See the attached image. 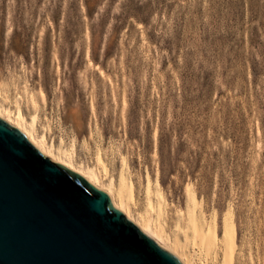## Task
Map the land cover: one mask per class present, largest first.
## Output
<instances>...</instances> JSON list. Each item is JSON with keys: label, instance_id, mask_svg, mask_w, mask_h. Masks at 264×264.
Segmentation results:
<instances>
[{"label": "rangeland", "instance_id": "1", "mask_svg": "<svg viewBox=\"0 0 264 264\" xmlns=\"http://www.w3.org/2000/svg\"><path fill=\"white\" fill-rule=\"evenodd\" d=\"M0 113L194 264L227 226L264 264V0H0Z\"/></svg>", "mask_w": 264, "mask_h": 264}, {"label": "water", "instance_id": "2", "mask_svg": "<svg viewBox=\"0 0 264 264\" xmlns=\"http://www.w3.org/2000/svg\"><path fill=\"white\" fill-rule=\"evenodd\" d=\"M0 264H182L0 117Z\"/></svg>", "mask_w": 264, "mask_h": 264}, {"label": "bare ground", "instance_id": "3", "mask_svg": "<svg viewBox=\"0 0 264 264\" xmlns=\"http://www.w3.org/2000/svg\"><path fill=\"white\" fill-rule=\"evenodd\" d=\"M0 117L2 119H4L7 123H9L11 126L20 130L29 139V141L37 148V150L39 152H41L43 155L49 157L52 160H55L58 164L80 174L81 176L86 178L91 184H93L95 187L102 190V188H100L99 186H97V184H95V182L93 181L91 176L87 175L81 169H78L77 167H75L73 165L72 161H70V160L67 161V160H63V159L57 160V159H55V157L51 156V154L49 153V150L47 151L43 141L38 140L34 136L32 131L24 129V128L20 127L19 125L15 126L9 118H6L1 113H0ZM107 192L109 193V195L111 197L114 208L121 211L129 221L132 220V218L129 216V212L127 210L128 207H127L126 202L123 199H120L119 201L115 200V198L113 197L111 192H109V191H107ZM193 215H195V214H193ZM192 223H195V221H192ZM134 224L137 225L146 234H149L153 240H155L156 242H158L159 244L164 246L168 251L173 252V253L176 252L178 254L177 255L178 259L182 264H194L192 262V260H190V258H186V256L184 257V253H182V252L180 253V251H178L179 250L178 247L174 248V250L169 248L165 244V240H164V236H163L162 232L157 230V229H153L150 222H143V223L135 222ZM192 226L195 227L196 223H195V225H192ZM194 235H195V237H197L199 239L201 246L204 248L207 255H211L212 253L215 252L216 245H217L215 232H212L208 237H205L203 231L200 228L195 227V234ZM224 241H225L226 252H225L224 259H223L224 260L223 264H232V262H233L232 257H233V252H234V238H233V234H232V230H231L230 226H227V228H226Z\"/></svg>", "mask_w": 264, "mask_h": 264}]
</instances>
